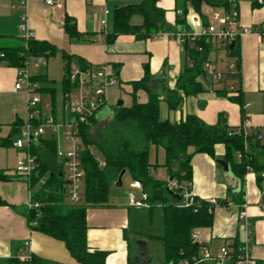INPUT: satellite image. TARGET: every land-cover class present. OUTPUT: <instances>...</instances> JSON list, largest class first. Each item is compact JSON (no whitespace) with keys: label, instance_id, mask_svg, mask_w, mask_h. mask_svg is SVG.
Segmentation results:
<instances>
[{"label":"crops","instance_id":"0c3cea01","mask_svg":"<svg viewBox=\"0 0 264 264\" xmlns=\"http://www.w3.org/2000/svg\"><path fill=\"white\" fill-rule=\"evenodd\" d=\"M54 1V5L50 6L45 0H0V48L22 44L25 36L22 26H25L35 40L55 48V53L51 57L60 58L64 70L62 80L65 76L63 54H67L83 60L90 66H108L116 78V83L109 89L114 88L113 92H116V95L122 90L131 95L132 83L143 78L146 66L152 78L149 88L153 92L166 99L167 90L175 88L177 79L187 64L184 47L175 39L176 33L187 28L177 24L178 7L175 0H157V6L165 11V20L169 25L167 32L147 40H137L133 35H120L112 44H107L103 35L113 30L115 8L139 4L140 0ZM232 8L231 12H238V21L241 25L259 32L264 31V0H233ZM214 12L226 13L223 8H212L208 5L202 7V13L205 15L210 16ZM192 13L190 9V14ZM67 17L75 22L77 31L83 36L82 39L71 38L67 34L65 30ZM131 24L140 26L143 24V18L135 15L131 18ZM237 42L239 57L231 56L227 48L213 46L208 54V61L214 63L218 71L225 75L229 74L230 66L235 65V70L240 72V79L214 83L202 75L199 80L203 85V92L186 97L181 107L174 111L169 109L164 100L160 105L161 119L177 123L193 115L207 125L215 126L221 117H224V122L231 127L244 126L250 131H260L264 142V42L256 34L244 36ZM17 70L0 63V117L4 118L6 125L9 126V133L11 125L18 119L25 121L28 113L27 96L14 89ZM46 78L47 81L43 82L45 85L42 87L58 89L59 106L62 99L60 90L62 80L56 84L55 80L48 76ZM229 86L241 91L242 104L231 99L233 94H219L220 90H229ZM44 94L49 96L52 107L49 92ZM111 96L109 93L107 102ZM137 100L139 103H146L147 91L139 90ZM107 102L96 116L97 124L106 125L117 112L108 109ZM132 103L131 96L129 106ZM119 108L121 107L118 106ZM36 147L42 158L52 164L54 170L60 169L57 158H50L40 143L36 144ZM224 154L225 147L219 144L215 146L217 160L206 153H199L194 155L191 161L193 195L199 200L220 201L214 211L212 228L196 229L195 242L203 247V251H206L210 258L217 257L218 251L226 243L229 244L231 251H234L235 242L246 244L251 256L259 264H264V183L259 185L255 174L249 172L243 183L239 180L238 187L232 188L220 165L221 161L226 162L223 160ZM154 155L155 161H150L151 164L163 165L164 150L161 153L163 158L161 163L158 162L160 155L158 148L155 149ZM226 163L230 167L229 163ZM0 169L7 176L5 180H0V200L6 203L0 205V264L17 255H36L54 263L76 264L64 242L33 231L29 227L26 212L30 208L31 197L36 189H32L28 181L16 172L9 175L4 169ZM160 170L166 171L164 180L156 177ZM127 174L129 173L126 171L125 175ZM152 174L159 181L173 182L164 167H157ZM133 183L134 180L131 181L130 187L140 191ZM242 189L244 196L241 208L233 195L239 194ZM149 206L151 208L150 203ZM149 208H134L128 203L90 209L87 213L90 248L108 252L106 264H141V258L137 260L135 258L136 248L133 251L128 231L131 227L136 229L139 227L135 220L141 216L139 213L141 210H146L148 217L153 216V210L150 212ZM241 210L246 212L244 220L239 217ZM132 223L134 225H131ZM139 231H137L139 240L146 241L145 238L152 239L155 236L141 237ZM25 243H28V246H25ZM151 260L150 257L149 264ZM205 262L211 264L212 260L206 259Z\"/></svg>","mask_w":264,"mask_h":264},{"label":"trees","instance_id":"16d2710c","mask_svg":"<svg viewBox=\"0 0 264 264\" xmlns=\"http://www.w3.org/2000/svg\"><path fill=\"white\" fill-rule=\"evenodd\" d=\"M178 11L177 24L188 26L190 9L205 21L208 15L202 13V7L208 5L212 8H223L227 13L233 9V0H175ZM177 11V12H178ZM139 15L143 24L134 26L131 18ZM65 30L71 38L82 39L77 31L75 22L66 18ZM169 25L165 20V11L157 6V0H140L139 4L117 7L113 13V30L105 33L104 40L112 44L120 35H133L137 40H147L167 32ZM203 51H196L186 40L184 52L187 64L183 73L177 79L174 89H166L167 97L149 88L152 80L148 66L142 79L132 83L133 103L129 107H121L114 113L103 130L91 136V127L97 123V117L91 119L89 125L84 123L80 128L83 139L81 154L82 166L85 172L84 202L72 203L68 199L67 180L63 167L54 170L49 162L42 158L36 145L31 146V153L36 156L38 166L30 177L28 183L36 189L31 197L32 204L38 207L27 209L26 217L29 227L33 231L41 232L65 243L67 250L76 264H106L108 252L91 249L88 244L89 226L87 213L90 209L109 207L108 196L111 186L117 182L120 173L126 170L135 181L142 184L143 191L148 195V203H160L163 211V235L154 236L163 244L164 264H209L202 261L203 247L193 239L196 229L212 228L215 208L220 204H210L207 200L196 197L195 204L185 206L183 193L191 191L192 165L194 155L206 153L217 160L215 146L223 145L225 154L223 160L229 163L231 172L242 183L249 172H253L259 185L264 183V142L258 130H248L244 126L231 127L221 117L218 124L210 126L198 117L190 115L177 123L161 119L160 105L165 100L170 110L181 107L183 100L203 92V85L199 80L203 69L208 62V54L212 45L202 44ZM231 56L239 57L238 42L231 50ZM55 53L51 45L31 38L22 39V44L12 47L0 48V63L9 67L22 69L27 67L32 59H48ZM65 61V76L60 84L62 97L71 89L68 78L72 64L82 68L90 65L83 60L63 54ZM32 81L41 84L47 81L46 76H32ZM240 72L229 73L225 80H239ZM145 90L148 94L146 103H139L137 94ZM39 93L49 92L52 101V114L56 116L58 108V89L40 87ZM233 94L232 100L240 104L242 94L239 90H220L219 94ZM234 94H236L234 96ZM24 121L16 120L11 125L9 135L1 139L0 146H12L13 138L19 133ZM39 143L44 147L50 158L56 159V141L42 137ZM95 146L102 155L98 161L97 155L92 151ZM151 146H161L165 152L163 165L151 164L149 149ZM238 156V158H236ZM101 163L104 165L101 166ZM177 166V170H174ZM157 167L166 168L169 177L177 187L169 190L168 181H159L152 172ZM7 176L0 169V180ZM244 190L233 197L242 208ZM6 203L0 200V205ZM234 253L241 244L235 242ZM3 264H59L31 255L29 261L20 260V256L9 258ZM214 264V263H211Z\"/></svg>","mask_w":264,"mask_h":264},{"label":"built area","instance_id":"2783aa9c","mask_svg":"<svg viewBox=\"0 0 264 264\" xmlns=\"http://www.w3.org/2000/svg\"><path fill=\"white\" fill-rule=\"evenodd\" d=\"M47 5H54V0H45ZM178 14L180 11L177 12ZM238 12L230 13L214 12L209 20L205 21L199 15L192 13L188 16V26L184 31L175 34L176 41L184 46L187 40L196 51L202 52V44L220 46L227 48L232 43H236L240 38L256 34L264 42V31L259 32L247 26H243L238 21ZM25 32L24 39L33 38V34L22 26ZM44 58H37L36 64H42ZM29 65V63H28ZM25 68L18 69L14 82V89L17 92H23L27 96V117L20 127L17 137L13 140L12 146L25 152L26 156L19 159L16 165V173L29 181L35 172L38 161L35 155L31 153V146L39 143L42 137L46 136V127L50 129L49 137L56 141V158L63 167L64 176L67 180L68 199L70 202L78 204L82 200L84 191L85 172L82 166L83 139L80 135L81 125H89L92 118L106 105L107 89L116 83L115 76L111 73L108 66H90L82 68L76 64L71 65L68 78L71 89L65 93L61 103L57 108L56 116L52 114V107L49 114L41 110V95L38 92L39 84L32 81V75ZM203 75L208 77L214 83L225 80L226 75L216 68L214 63L207 62L203 69ZM235 65L230 66L229 73H235ZM229 90L234 91L233 86ZM104 164L101 163V166ZM133 186L141 191V199L131 196L129 206L134 208H149L148 195L143 191L142 184L138 181ZM177 187L175 182L168 185L169 190ZM192 191L183 193V202L185 206L195 204ZM210 204H217L216 199H208ZM31 207H38L39 204H31ZM241 220L246 218V212L241 210L239 213ZM193 239L196 236L193 234ZM28 246V243H25ZM202 261L211 259L214 264H259L249 251L246 244H242L236 253L231 251L229 244H224L220 253L215 258H210L206 251L201 253ZM31 256H20V260L29 261Z\"/></svg>","mask_w":264,"mask_h":264},{"label":"rangeland","instance_id":"374dc122","mask_svg":"<svg viewBox=\"0 0 264 264\" xmlns=\"http://www.w3.org/2000/svg\"><path fill=\"white\" fill-rule=\"evenodd\" d=\"M43 63L40 65L36 64V60L33 59L29 62L28 70L31 74L34 75H46L48 78L53 79L56 81V84H59L62 80V77L64 75V70L62 68V64L60 62L59 57H49L48 59H42ZM45 83L39 84L40 87L44 86ZM109 89V88H108ZM106 92V102L108 94L110 93L111 99L107 102L108 109L112 110V112H115L118 110V104L119 102H123V106L128 107L131 102V95L126 94L123 90L119 91V93L116 95V92H113L114 88H110L109 92ZM111 90V91H110ZM41 110L49 114L51 111V103L50 98L47 94H41ZM0 122L2 123L0 125V138L4 139L8 136L9 133V126L6 125V121L4 118L0 117ZM90 129L91 136L94 137L95 133H97L100 130H103L106 125L104 123L100 124H93ZM50 129L46 127V137L49 136ZM14 140V138H13ZM158 148L160 155L158 157V162H162L163 158L161 157L162 153V147L161 146H151L150 147V161H155V149ZM92 151H94L97 155L98 161H102V155L99 151H97L95 146H92ZM26 156L25 152L17 151L15 148L12 147H5L0 146V168L4 169L9 175L10 173L16 172V165L19 159H22ZM174 170H177V166H174ZM166 171L160 170L156 177L158 179L164 180L165 179V173ZM133 181L130 174H127L123 178V185L117 186L116 183H114L110 190H109V196H108V204H120V205H126L129 203V199L131 196L135 197L136 199H141V191L133 190L130 187V183ZM84 202V191L82 195V200L80 203ZM153 216L148 217V214L146 210H141L142 212H139L141 216L136 218L135 223L137 226H139L137 229L134 227H131L128 231L129 236V242L133 249V251L136 248V241L140 239L137 238V231L141 232L140 236H148V235H155L159 236L163 234V212L162 208L160 206V203L156 202L154 203L153 207ZM153 217V218H152ZM152 218V220L150 219ZM131 225H134L133 223ZM140 228V229H139ZM146 241L149 244V254L152 258L150 264H164V250H163V244L160 240L155 238H145ZM220 251H218L219 254ZM134 253V252H133ZM211 260V259H210ZM134 264V263H132Z\"/></svg>","mask_w":264,"mask_h":264},{"label":"water","instance_id":"95a60500","mask_svg":"<svg viewBox=\"0 0 264 264\" xmlns=\"http://www.w3.org/2000/svg\"><path fill=\"white\" fill-rule=\"evenodd\" d=\"M235 46V43H232L230 45V49L232 50L233 47ZM239 69V68H238ZM119 107H123V102H119L118 104ZM220 165L223 167V172L225 174V177H226V180L228 182V184L232 187V188H237L238 187V182H239V179H237L233 173L231 172V169L230 167L228 166V164L226 162H223L221 161L220 162ZM126 173V170H123L118 179H117V182H116V185L117 186H122L123 184V176L125 175ZM148 242L147 241H143V240H137L136 241V260L137 259H142V263L141 264H149L150 262V254L148 252Z\"/></svg>","mask_w":264,"mask_h":264},{"label":"flooded vegetation","instance_id":"af4514ba","mask_svg":"<svg viewBox=\"0 0 264 264\" xmlns=\"http://www.w3.org/2000/svg\"><path fill=\"white\" fill-rule=\"evenodd\" d=\"M142 260V259H141Z\"/></svg>","mask_w":264,"mask_h":264}]
</instances>
